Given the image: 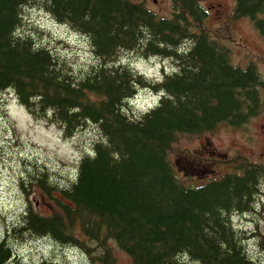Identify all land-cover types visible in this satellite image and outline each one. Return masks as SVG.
<instances>
[{
	"label": "trees",
	"instance_id": "1",
	"mask_svg": "<svg viewBox=\"0 0 264 264\" xmlns=\"http://www.w3.org/2000/svg\"><path fill=\"white\" fill-rule=\"evenodd\" d=\"M171 4L169 16H158L132 0H0V103L11 94L64 138L88 125L97 136L71 175L27 161L17 182L23 207L0 234V264L13 259L15 242L40 238L95 264H116L114 247L131 264H264V164L243 160L240 171L195 186L177 178L168 156L181 135L263 112L264 77L253 62L231 63L197 0ZM29 9L86 38L90 65L79 67L77 54L60 51L64 42L27 27ZM244 16L264 37V0H236L233 17ZM125 53L172 69L148 79L122 62ZM139 89L159 96L143 112L128 103ZM236 214L250 215L254 228H235Z\"/></svg>",
	"mask_w": 264,
	"mask_h": 264
},
{
	"label": "rangeland",
	"instance_id": "2",
	"mask_svg": "<svg viewBox=\"0 0 264 264\" xmlns=\"http://www.w3.org/2000/svg\"><path fill=\"white\" fill-rule=\"evenodd\" d=\"M143 1L153 9L158 16H169L170 0H135ZM208 12L206 25L209 28L219 27V31L232 39L231 62L245 66L249 60L255 61L259 71L264 75V38L256 30L248 18H230L235 0H199ZM157 11V12H156ZM169 14V15H168ZM26 26L35 24L56 40L64 39L69 48H62L64 53H75L79 67L87 66L93 61L89 54V46L85 39L70 31L68 28L54 23L44 12L29 9L25 13ZM226 40L229 43L230 40ZM237 42L241 43L238 44ZM122 62L131 65L136 71L143 73L148 79H159L162 68L170 70L167 60L160 58H143L135 53H125L121 56ZM172 64V63H170ZM171 67V66H170ZM156 102V97L147 91H141L133 101L136 111L148 109ZM95 136L94 127L86 126L72 138L62 137L60 131L42 121L34 120L15 101L10 94L1 95L0 103V234L5 226L12 224L23 207V197L18 191V179L21 173L30 169L27 161L45 164L48 169L57 174L67 176L75 173L81 155L90 149ZM204 146V148H203ZM205 148H210L219 157L227 154L229 158H248L258 162V154L264 148V111L251 118L243 125L232 126L222 123L207 135H181L170 150V160L177 164L180 159H188L190 150L193 155L203 156ZM221 157H224L222 155ZM220 158V157H219ZM175 159V161H173ZM242 159L233 163L236 166ZM219 171L215 175L229 169L228 165L217 166ZM213 175V172H209ZM221 173V174H222ZM204 174V173H203ZM203 174L201 176H203ZM207 177V176H206ZM58 179V178H57ZM63 182V181H62ZM192 183V182H191ZM264 190V186H263ZM38 199V197H33ZM41 201V200H40ZM44 210L45 205L37 204ZM251 216L234 215L233 224L237 229L245 231L252 227ZM264 226V225H260ZM14 245L15 255L8 264H95L78 249L61 246L50 239H32ZM246 247L256 256L260 252L254 240L246 241ZM116 264H131L130 257L122 250L114 247ZM180 264H192L182 260Z\"/></svg>",
	"mask_w": 264,
	"mask_h": 264
},
{
	"label": "flooded vegetation",
	"instance_id": "3",
	"mask_svg": "<svg viewBox=\"0 0 264 264\" xmlns=\"http://www.w3.org/2000/svg\"><path fill=\"white\" fill-rule=\"evenodd\" d=\"M262 153H263V156H264V151Z\"/></svg>",
	"mask_w": 264,
	"mask_h": 264
}]
</instances>
